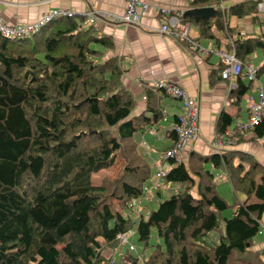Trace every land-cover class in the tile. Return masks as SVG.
<instances>
[{
  "label": "trees",
  "instance_id": "1",
  "mask_svg": "<svg viewBox=\"0 0 264 264\" xmlns=\"http://www.w3.org/2000/svg\"><path fill=\"white\" fill-rule=\"evenodd\" d=\"M225 1L183 0L178 21L245 61L264 49V34L240 35L228 18L255 20L259 1L223 8ZM201 8L210 14L187 13ZM113 48L83 15L55 19L19 39L0 35V264L109 262L104 250L115 251L116 236L134 228L148 250L144 264H264L250 250L263 227L264 170L245 155L191 152L187 165L169 160L164 181L176 190L146 215L142 210L129 215L151 173L134 135L148 122L165 120L160 103L165 95L149 85L144 91L149 116L132 120L136 101L122 84L121 58L106 55ZM263 70L264 63L256 78ZM236 82L230 93L239 101L254 81L239 76ZM231 121L221 112L215 134ZM252 129L264 147V119ZM169 138L168 148L174 131ZM117 156L118 176L93 183L92 175ZM211 168L225 174L231 202L219 194ZM152 237L158 241L150 243ZM128 258L138 259L131 253Z\"/></svg>",
  "mask_w": 264,
  "mask_h": 264
},
{
  "label": "crops",
  "instance_id": "2",
  "mask_svg": "<svg viewBox=\"0 0 264 264\" xmlns=\"http://www.w3.org/2000/svg\"><path fill=\"white\" fill-rule=\"evenodd\" d=\"M144 1L150 7L147 11L138 13V24L114 20V17L124 15L125 0H0V15L9 25H21L34 23L44 13L58 7L71 9L78 13H102L104 16L98 15L96 22L92 25L99 36L105 35L113 41L114 48L108 51L106 55L121 58L124 69L122 84L124 88L132 93L136 101V107L129 116L132 120L143 113L149 116L145 111L146 100L143 99L144 91L149 85L154 81L176 83L186 90L191 101L199 109L197 136L185 150L183 162L185 165H187V159L191 152L201 156L216 152H236L258 162L264 170L263 139L256 136L252 128L242 132L236 141L224 145L218 151L213 146L219 114L226 112L231 116L232 121L228 126V128H231L237 120L245 117L247 110L243 96L239 101H235L230 93V89L236 86L237 78L231 81L223 80L219 76V70L222 67L221 58L215 52L209 51L211 47L224 49V46L217 47L212 40L199 38V30L195 26L189 27V35L204 51L195 50L188 43L181 42L169 35L160 34L157 29L168 19L166 16L158 14L156 9L184 10V2L183 0ZM238 1L244 0H228L222 2L221 6L228 8ZM258 1L259 13L255 20H251L250 16L243 18L229 16V26L234 27L240 35L259 36L264 34V0ZM263 52L264 49H257L246 58L248 59L246 61H250L255 68L263 65ZM257 79L258 84H261L264 90V70ZM244 81L247 83L246 80ZM232 84H235V86L232 87ZM256 85L257 82L253 83L251 90L247 92H254ZM160 103L162 116L163 111H165V121L159 119L155 122H148L144 128L134 135L138 151L148 162L151 170L150 178L144 184L153 181L158 155L170 146L169 129L175 121V116L182 110L178 100L167 96H163ZM150 120L152 119L150 118ZM143 140L152 150L149 155L144 154V150L140 146ZM238 162L239 159L236 158L234 163L237 164ZM158 163L161 164L162 161L159 160ZM206 167L212 166L206 165ZM211 170L215 176L219 175V179L224 181L228 188L226 189L225 186L217 187L218 192L221 190L223 192V196H221L230 201L232 190L225 174L220 169L211 168ZM177 187L169 183L163 189L148 193L141 203L142 212L146 215L145 206L152 204L151 209L155 208L158 202L161 201L160 198L163 196L168 197ZM238 196L240 201L245 200L243 194L239 193ZM129 215L137 217L131 212H129ZM261 223L264 227V213L261 216ZM130 231L129 242L137 249L135 228ZM152 239L158 241L154 237ZM250 250L259 252L262 260H264V234L258 233L253 238ZM103 253L106 257L110 256L112 262L106 261L101 264H144L148 250L142 249L140 253H137L135 250H129L127 245H123L117 247L115 251L106 249ZM129 253L137 256L138 259L135 261L129 260Z\"/></svg>",
  "mask_w": 264,
  "mask_h": 264
},
{
  "label": "built area",
  "instance_id": "3",
  "mask_svg": "<svg viewBox=\"0 0 264 264\" xmlns=\"http://www.w3.org/2000/svg\"><path fill=\"white\" fill-rule=\"evenodd\" d=\"M125 1L126 8L124 15L114 17V20L130 24H138V13L140 11H147L150 7L149 4L144 0ZM156 10L158 11V14L168 17V20L161 24L157 29L160 34L169 35L181 42L188 43L195 50L204 51L203 48L200 47L189 35V26L187 24H179L178 18L181 17L183 10H172L169 8H157ZM76 15L85 16L88 24H94L98 15L104 16L102 13H78L71 9L58 7L47 11L34 23L9 25L0 15V35L6 39H19L37 32L41 27L55 19ZM209 51L215 52L221 58L222 70L220 76L223 80L231 81L232 79L241 76L250 81H254V83L257 82L255 91L252 93L247 92L244 95L247 108L245 117L237 120L233 127L226 128L223 132L215 134L213 146L218 151L224 145L236 141L242 132L251 129L254 125L264 119V90L261 84H258V80L255 76L256 68L250 63V61H246L248 59L241 61L235 56L233 50L228 51L223 48L217 49L211 47ZM152 84L155 88H159L165 96L178 100L181 104L182 110L177 115L176 122L172 123L169 129L174 131L175 141L170 148L159 153L157 164L155 165L156 169L153 174V181L144 184L141 194L133 199L129 205L130 211L136 216L141 212V203L148 193L163 189L169 184L164 181L165 176L170 169L169 160L183 163L185 150L187 146L196 139L198 131L199 109L198 106L191 101L186 90L180 85L168 81H154ZM231 86L234 87L235 84H232ZM143 99H145V96H143ZM163 116H165V111H163ZM140 146L143 148L144 154L149 155L152 152L146 141L143 140L140 143ZM159 160L162 161L161 164L158 163ZM258 233L264 234V227H261ZM129 236V232L120 233L116 236L118 239V248L127 245L129 250H135L134 245L129 242Z\"/></svg>",
  "mask_w": 264,
  "mask_h": 264
},
{
  "label": "rangeland",
  "instance_id": "4",
  "mask_svg": "<svg viewBox=\"0 0 264 264\" xmlns=\"http://www.w3.org/2000/svg\"><path fill=\"white\" fill-rule=\"evenodd\" d=\"M244 98V97H243ZM244 102H245V98H244ZM120 167H121V158L120 157H117V160L115 161V163L112 165V166H110L109 168H107V169H103V170H101V171H97V172H95L93 175H92V180H93V183H95V184H99L100 183V181H102V179L103 178H107L108 180H114L117 176H118V174H119V171H120ZM215 181L217 182V184H218V187H222V186H225V188L226 189H228L227 188V186L224 184V181H222V180H220L219 179V175L217 176H215ZM219 193H220V195H222L223 196V192L221 191V190H219ZM167 198V196H163L162 198H160L161 200H164V199H166ZM230 198H231V196H230ZM113 203L116 205V203H117V200H115L114 198H113ZM230 202H231V200H230ZM151 207H152V204L151 205H147V206H145V208H144V210H145V213L146 212H149L150 210H151ZM140 210H142V207L140 208ZM131 212V211H130ZM131 213H133V212H131ZM135 215V214H134ZM129 233H131V231H128ZM151 239V238H150ZM153 243L154 242V239H151L150 240V243ZM135 244L138 246V248L137 249H135V251L138 253H140L141 252V250L143 249V246H142V243L141 242H139L138 240H135Z\"/></svg>",
  "mask_w": 264,
  "mask_h": 264
},
{
  "label": "water",
  "instance_id": "5",
  "mask_svg": "<svg viewBox=\"0 0 264 264\" xmlns=\"http://www.w3.org/2000/svg\"><path fill=\"white\" fill-rule=\"evenodd\" d=\"M187 13L188 14H195L198 17H202V16H207L208 14H210V9L201 8V9H197V10H190ZM263 253H264V251H263Z\"/></svg>",
  "mask_w": 264,
  "mask_h": 264
}]
</instances>
